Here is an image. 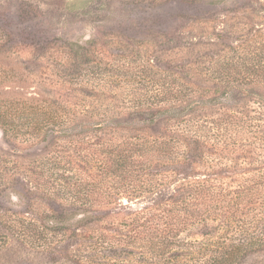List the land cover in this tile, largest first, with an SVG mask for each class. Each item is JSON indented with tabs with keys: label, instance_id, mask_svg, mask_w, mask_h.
<instances>
[{
	"label": "rangeland",
	"instance_id": "obj_1",
	"mask_svg": "<svg viewBox=\"0 0 264 264\" xmlns=\"http://www.w3.org/2000/svg\"><path fill=\"white\" fill-rule=\"evenodd\" d=\"M169 1L0 0V31L7 20L13 30L35 24L59 39L42 51L25 52L20 47L27 43L0 40L5 48L0 47V108L44 96L57 99L67 115L76 117L68 120L71 124L90 120L94 111L116 115L168 106L157 103L156 96L170 90L180 95L176 104L184 105L194 98L220 97L232 87L233 98L201 109L199 122L224 121L223 114H233L237 121L224 137L212 127L211 142L237 148L236 154L252 159L248 169L258 172L264 163V109L259 105L264 76L248 70L255 58H264V0H184L191 6L177 9L168 8ZM70 43L84 48L80 59L70 52ZM174 123L165 120L144 127L134 122L135 129H119L114 136L159 138ZM16 133L17 139H8L0 132V264H79L71 255L90 254V225L80 228L83 237L77 241L69 233H47L46 239L45 218L52 224L50 218L61 217L64 206L48 202L32 168L54 151L76 162L81 158L66 149L68 143L38 144L25 126H18ZM118 192L113 191L114 196ZM120 192L121 197L114 198L135 208L152 203L156 194L131 202L133 189ZM69 204L70 199L65 206ZM244 264H264V251Z\"/></svg>",
	"mask_w": 264,
	"mask_h": 264
},
{
	"label": "trees",
	"instance_id": "obj_2",
	"mask_svg": "<svg viewBox=\"0 0 264 264\" xmlns=\"http://www.w3.org/2000/svg\"><path fill=\"white\" fill-rule=\"evenodd\" d=\"M167 4L170 9L191 6L181 0ZM4 22L0 40L27 43L20 47L24 52L27 48L42 51L59 40L39 25L13 30ZM70 45V52L80 59L84 48ZM254 60L258 61L248 72L264 76V58ZM231 88L220 97L194 98L184 105L176 104L180 95L170 90L156 96L157 103L168 106L116 115L110 110L94 111L90 120L81 118L76 124L68 123L76 117L67 115L57 99L42 95L0 108L4 138L17 139L16 128L25 126L38 144L68 143L66 149L81 158L76 162L71 155L54 151L32 168L48 202L64 206L66 213L53 215L52 224L45 218L46 239L48 234L69 233L77 241L83 237L80 228L90 225V254L71 255L79 264H244L252 254L264 251V163L258 172H251L252 159L236 154L237 148L211 142L212 127L224 137L237 121L233 114H223L224 121L199 122L201 109L233 98ZM259 99L264 109V96ZM165 120L175 123L159 138L114 136L119 129H135L134 122L151 127ZM126 187L135 193L128 197L131 202L148 193L156 192L155 198L137 208L123 205L114 197H121L119 192ZM113 191L119 192L114 196ZM68 199L71 204L65 206Z\"/></svg>",
	"mask_w": 264,
	"mask_h": 264
}]
</instances>
